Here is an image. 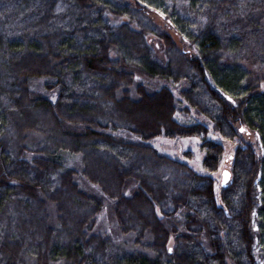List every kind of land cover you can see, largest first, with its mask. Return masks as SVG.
I'll use <instances>...</instances> for the list:
<instances>
[{
	"label": "trees",
	"instance_id": "obj_1",
	"mask_svg": "<svg viewBox=\"0 0 264 264\" xmlns=\"http://www.w3.org/2000/svg\"><path fill=\"white\" fill-rule=\"evenodd\" d=\"M0 264H264V0H0Z\"/></svg>",
	"mask_w": 264,
	"mask_h": 264
},
{
	"label": "rangeland",
	"instance_id": "obj_2",
	"mask_svg": "<svg viewBox=\"0 0 264 264\" xmlns=\"http://www.w3.org/2000/svg\"><path fill=\"white\" fill-rule=\"evenodd\" d=\"M173 88L176 94H178V90L181 87L180 85H177V86L173 85ZM150 115L151 114L149 112V114H147L146 117L147 116L149 117ZM177 117L182 121H196V120L204 121L206 120L193 109H191L188 113L179 111L177 114ZM210 128L213 130L212 132L214 133L215 132L214 127L211 125ZM214 134H215V138L221 141L225 145L226 149L230 148L231 146L230 142L224 141L218 134L216 133ZM240 140L241 141L246 140L248 142H252L255 145V147L259 149V145L257 143L258 138L254 133H250L249 135H247L246 133H241ZM200 143H201L200 139L195 136L194 137H180V138L163 137V138L158 139L156 146L160 151L165 152L169 155L175 156L177 158H180L188 162L196 170L204 172L205 170L202 165L203 151L200 147ZM185 152H191L192 153L191 157L185 155ZM74 161L75 162H72L69 165L78 164L77 160H74ZM51 210L53 213V209ZM109 215H110L109 209L107 208V210L104 212V215L100 219V224L97 230L113 235L114 241L126 251L137 250L138 246H136L134 243V236H132L131 234L122 235L118 232L116 233L115 224L110 219ZM146 239H149L148 235L146 236Z\"/></svg>",
	"mask_w": 264,
	"mask_h": 264
},
{
	"label": "water",
	"instance_id": "obj_3",
	"mask_svg": "<svg viewBox=\"0 0 264 264\" xmlns=\"http://www.w3.org/2000/svg\"><path fill=\"white\" fill-rule=\"evenodd\" d=\"M229 179V171L227 169L223 170L222 173V184H226Z\"/></svg>",
	"mask_w": 264,
	"mask_h": 264
},
{
	"label": "snow or ice",
	"instance_id": "obj_4",
	"mask_svg": "<svg viewBox=\"0 0 264 264\" xmlns=\"http://www.w3.org/2000/svg\"><path fill=\"white\" fill-rule=\"evenodd\" d=\"M169 251H171V249H169Z\"/></svg>",
	"mask_w": 264,
	"mask_h": 264
}]
</instances>
